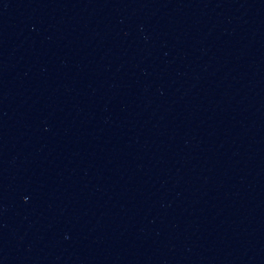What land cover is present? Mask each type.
<instances>
[{
  "label": "water",
  "instance_id": "1",
  "mask_svg": "<svg viewBox=\"0 0 264 264\" xmlns=\"http://www.w3.org/2000/svg\"><path fill=\"white\" fill-rule=\"evenodd\" d=\"M0 264H264V0H0Z\"/></svg>",
  "mask_w": 264,
  "mask_h": 264
}]
</instances>
